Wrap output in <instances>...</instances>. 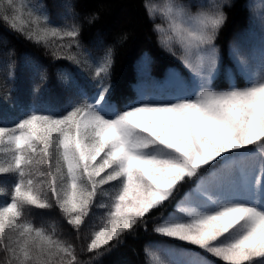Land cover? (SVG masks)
Wrapping results in <instances>:
<instances>
[{
  "label": "snow or ice",
  "instance_id": "obj_1",
  "mask_svg": "<svg viewBox=\"0 0 264 264\" xmlns=\"http://www.w3.org/2000/svg\"><path fill=\"white\" fill-rule=\"evenodd\" d=\"M56 6L65 9L59 19L47 0H0L7 31L70 62L56 68L50 91L48 67L21 57L32 81L27 100L8 89L17 62H2L0 176L13 180L0 186L2 264H96L149 229L193 246L146 248L150 264H264V44L259 56L239 43L222 55L217 40L233 0H142L158 44L181 67L168 71V89L154 83L149 93L152 57L143 54L134 94L112 79L115 45L131 29L88 47L81 37L99 13L81 14L74 0ZM97 207L100 223L82 237ZM33 208L58 209L79 247L55 224L37 226Z\"/></svg>",
  "mask_w": 264,
  "mask_h": 264
},
{
  "label": "trees",
  "instance_id": "obj_2",
  "mask_svg": "<svg viewBox=\"0 0 264 264\" xmlns=\"http://www.w3.org/2000/svg\"><path fill=\"white\" fill-rule=\"evenodd\" d=\"M63 0H47L50 11L53 13L54 19H59L58 14L64 13L65 9L57 7ZM248 0H233V6L227 8L229 20L227 25L221 31L217 44L225 57H228V48L232 34L242 27H246L249 23L250 11L247 6ZM76 11L81 14L97 12L99 19L93 25L85 27L82 34V41L85 46L91 47L97 41L103 43L102 46L112 44L124 29H131L130 38L123 44H116L114 48V66L112 79L116 82L118 89L123 92H131L134 94L133 83L137 80L136 64L137 60L145 53L152 57L150 72L156 77H164L168 68L171 66H179V62L162 48L158 42L156 35L152 32V25L144 17V9L142 0H74ZM51 43L59 44L61 41L57 38L50 37ZM14 50L12 57L8 56V52ZM50 49L46 48L43 42L40 45L25 40L11 33L0 24V77L3 74V61L12 59L17 62L16 79L14 83L9 81L8 89L12 92V97H19L21 100H27L32 88L30 73L20 69L19 64L22 62L21 57L28 54L35 57L42 64L48 67L50 82L48 88L54 91L57 87V78L55 70L60 66H68L67 60H57L53 62L52 56L49 54ZM99 55L100 53H96ZM75 68V65H72ZM84 75L88 74V69H81ZM225 82H218V87H224ZM5 92L0 90V101L3 100ZM13 182L11 177L0 176V186H10ZM7 199L4 195H0V202ZM106 202V200L104 201ZM172 206L169 205L166 211H171ZM105 209L94 208V215L89 221V226L84 228L80 235H87L92 227L98 226L100 217L103 216ZM159 215V214H158ZM31 218L34 223L52 225L55 224L58 234L62 238H72L78 247L81 241H77L76 232L70 226L66 219L62 216L58 209H32ZM172 241L170 238L161 237L149 229L148 232L141 230L137 236L129 237L125 244L114 249L96 260V264H149L145 249L154 241ZM91 253L85 252L80 256L82 260H88ZM3 261V253L0 252V264ZM223 264L222 261H218Z\"/></svg>",
  "mask_w": 264,
  "mask_h": 264
},
{
  "label": "rangeland",
  "instance_id": "obj_3",
  "mask_svg": "<svg viewBox=\"0 0 264 264\" xmlns=\"http://www.w3.org/2000/svg\"><path fill=\"white\" fill-rule=\"evenodd\" d=\"M153 2L157 4H163L164 0H153ZM262 3H264V0H248L247 5H249V11H250L249 23L246 27H242L238 29V31L232 34L233 36L230 39L231 41L229 43L228 53H229L230 48L234 44L239 43L245 53L254 52L257 56H259L260 48L262 44H264V21L261 20L260 9L258 7ZM156 23H163L162 18L158 16L156 19ZM140 58L137 60V63L140 60ZM225 58L227 59L228 57H225ZM176 68H179V66H177ZM136 71H137V64H136ZM140 81H141V77L137 71V80L134 83V86ZM143 83L146 87V90L149 93L152 92L154 83L155 85H158L160 91H165L166 89L170 87V84L168 83V80H167V74L162 79H157L150 75V78L144 79ZM147 246L148 248L151 247L149 245ZM159 247L172 248L174 250L191 248V247H186L184 245H177L175 243H166L164 246H159ZM149 264H150V261H149ZM217 264L219 263L217 262Z\"/></svg>",
  "mask_w": 264,
  "mask_h": 264
}]
</instances>
